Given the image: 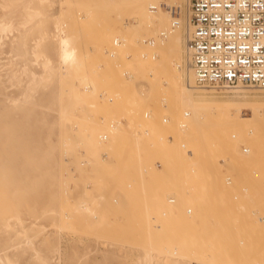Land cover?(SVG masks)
I'll use <instances>...</instances> for the list:
<instances>
[{"label": "rangeland", "instance_id": "1", "mask_svg": "<svg viewBox=\"0 0 264 264\" xmlns=\"http://www.w3.org/2000/svg\"><path fill=\"white\" fill-rule=\"evenodd\" d=\"M187 2L148 3L163 22L150 30L135 2L0 0L12 25L0 34V257L264 264V121L252 116L264 88L194 84L223 113L189 123L160 70L176 47L183 83L192 76ZM56 22L75 49L63 66Z\"/></svg>", "mask_w": 264, "mask_h": 264}, {"label": "built area", "instance_id": "2", "mask_svg": "<svg viewBox=\"0 0 264 264\" xmlns=\"http://www.w3.org/2000/svg\"><path fill=\"white\" fill-rule=\"evenodd\" d=\"M187 16L197 86L264 88V0H188Z\"/></svg>", "mask_w": 264, "mask_h": 264}, {"label": "bare ground", "instance_id": "3", "mask_svg": "<svg viewBox=\"0 0 264 264\" xmlns=\"http://www.w3.org/2000/svg\"><path fill=\"white\" fill-rule=\"evenodd\" d=\"M64 1L66 2V4H69V2H70L73 5V8L74 7H79V6L84 5L86 3L87 4L91 3V4H94L96 6L120 7V6L126 5V4H128L130 2H135L140 7L138 15L136 14L137 15L136 19H137V23L138 24H140L142 26H146V27L150 26V28H152L150 30L157 29V28H159L160 26L163 25V22L161 20V16H156V15L152 14L154 11H151V13H149V11L146 12L147 4L148 3L151 4L150 8H156V7H158V5H160L159 3H157L158 0H64ZM1 6L4 7V6H6V4H2ZM157 10H158V8H157ZM75 11H76V8H75ZM8 12L6 13L7 17H9ZM160 13H159V15H160ZM4 15L5 14L2 13V16L5 18ZM7 19H6L5 22H2V23H1V21H3V18H2V20H0V34L2 32H5V31L9 30L11 28V26H12L9 23L10 19L9 18H7ZM55 28H56V30L58 32V57H59L61 65L63 66V65H65V64H67V63H69V62H71V61H73L75 59V49L73 47L69 46L70 37H67L62 32V30H64V29H62L61 23L56 22ZM188 32H189V27H188ZM159 33H160V31H159ZM1 35H0V41H1ZM158 38H159V35L157 36L155 34V36L153 35L152 39H149L148 43L154 44L155 41L159 42ZM175 39H176V37H175ZM72 41H73V39H72ZM171 47L172 46H170V48ZM177 55H178V49L176 47H173L170 50H166V58L165 59H166L167 66L165 68L160 69V70L163 71V69H167V78L170 79L171 81H173V79L176 81L175 83L177 84V87H178V90H177L178 99L177 100L180 101V103H181L180 105H182L184 103L185 104L186 103L189 104V106H190V108H188L189 111H188V109H186L189 112V116L187 117V120L189 121V123H190V121L192 123L193 121H195V119L200 118V115H202V112H204L206 114H210L211 116H217L221 112L223 113V111L221 109L219 110V108H218V106L216 104H213V103L201 104V103H199V102H197V101H195L193 99L192 90L194 89V86H195L194 85L195 82H194L193 73H192V76H191L189 72H186L187 78H186V80L183 83V79H182V77L180 75V70H179L180 68H179ZM152 58L153 57H151V59ZM48 63H49V59H48V57H46L43 64H44V66H46ZM160 73H161V71H160ZM159 79H161V78H159ZM177 87L175 89H177ZM13 101L15 102V99H13ZM236 114H239V108L236 110ZM252 116L255 117V119H257L258 121H264V113H260L257 110L252 112ZM192 253H194V252H192ZM243 257L244 256L242 254V258ZM237 260H240V261H237ZM237 260H236V262H238V263L234 262V264H243L241 262L242 259H240V257L237 258ZM5 261H6L7 264L8 263L11 264V260L6 254L4 255L3 258L0 257V263L4 264ZM246 264H247V262H246ZM248 264H260V261L259 260H255V261H253L251 263H248Z\"/></svg>", "mask_w": 264, "mask_h": 264}]
</instances>
